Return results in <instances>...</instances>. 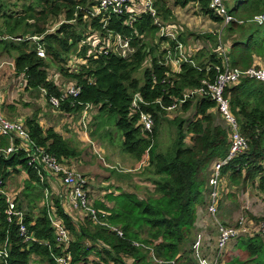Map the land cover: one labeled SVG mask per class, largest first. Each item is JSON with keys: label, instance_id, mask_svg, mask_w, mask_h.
<instances>
[{"label": "trees", "instance_id": "trees-1", "mask_svg": "<svg viewBox=\"0 0 264 264\" xmlns=\"http://www.w3.org/2000/svg\"><path fill=\"white\" fill-rule=\"evenodd\" d=\"M229 1L224 0V5L235 21L224 25L222 37L207 36L215 43L211 53L204 50L192 53L187 49L184 30L177 25V40L184 47L186 61L181 60L175 72L166 62L167 51H159V45L151 44L159 28L148 14H141L133 20L127 13L112 15L102 28L99 17L84 18V10L91 9L97 0H31V4L22 5V11L16 14L5 13L8 6L0 0V13L4 12L0 16V52L12 57L15 73L22 76L25 89H43L46 100L51 96L60 97L66 86L63 89L56 78L53 80L56 74L78 87V95L67 96L57 109L74 114L89 104L98 108V115L112 117L123 151L142 163L141 168L151 176L153 186L143 199L134 193H119L107 196L113 207L102 202L94 204L100 220L120 227L123 236L119 237L94 224L89 217L76 216L75 220L68 216L61 207V197L46 200L42 193L44 188L45 193L50 188L44 183L39 186L40 179L36 171L27 166L23 151L5 157L1 155L0 176L4 183L19 170L28 177L20 191L23 198L15 199L17 208L21 210L20 205H24L28 211L33 210L44 199L45 206L39 209L37 216L28 214L30 217H24L23 224L35 240L25 243L19 236L16 222L6 221L3 214L6 203L0 195V252L6 253V257L0 256V264H31L32 260L38 264H56L53 258L65 253L71 255L74 263L197 264L192 248L189 246L185 251V242L194 228L197 209L204 206L206 210L211 166L228 156L231 141L228 131L215 124L210 113L215 110V104L209 98L193 94L177 110L186 113L193 105L195 113L191 121L179 118L169 121L165 108L181 100L185 94L196 91L202 80L213 82L218 74L215 67L228 65L231 69L246 70L261 61L264 68V23L253 21L255 16L264 14V0ZM191 2L197 3L201 14L213 22L223 23V19L209 9V0H175V5L184 7ZM153 7L157 19L177 24L167 0H155ZM58 19L64 23L49 32L46 28L48 22ZM83 29L97 34L98 41L107 33L118 34L129 39L133 51L128 58L110 52L94 56L96 46L84 44L78 47L87 39ZM18 35L29 39L14 40ZM33 36L38 37V42L29 46ZM158 41L169 43L170 56H176L173 40L159 36ZM228 43L227 51L218 57L217 49ZM38 46L43 48L44 58L36 55ZM70 55L84 63H77L74 70L67 69ZM140 70H143L142 82L134 77ZM136 93L142 102L133 109L131 103ZM224 97L229 100L239 131L247 141V149L221 168L220 177L224 181L221 199L228 192V183L245 186L258 180L264 190V83L241 79L224 91ZM141 113L151 114L153 125L150 132L141 131L138 124ZM163 122L175 127L172 146L166 152L159 150L157 141ZM25 126L31 141L57 159L78 156L66 140L52 129L44 130L34 118L27 119ZM187 138L189 146L185 144ZM14 143L19 142L15 140ZM8 144L9 139L0 136V149ZM34 183L43 189L42 193L36 190ZM50 203H53L54 210ZM49 217L62 221L63 227L71 234L73 241L68 247L57 244L56 231ZM260 221L264 222L263 219L254 222ZM134 242L151 249L161 263L152 261L149 250L135 246ZM222 262L264 264V235L240 237L236 250L225 251L221 258L216 256L214 264Z\"/></svg>", "mask_w": 264, "mask_h": 264}, {"label": "rangeland", "instance_id": "rangeland-1", "mask_svg": "<svg viewBox=\"0 0 264 264\" xmlns=\"http://www.w3.org/2000/svg\"><path fill=\"white\" fill-rule=\"evenodd\" d=\"M4 1L8 6V8L4 11L7 14L19 13L22 11V5L32 3L31 0ZM231 1L232 0H230L228 3H232ZM167 5L174 14V21L179 24V26H181L184 30L183 36L185 38V43L191 46L193 50H204L207 53H211L213 51V48H215V46H213L215 45V43H212V41L207 38V36L215 35L218 38L220 36L222 37V29L225 24L213 22L207 16L201 14L200 8L197 3L191 2L184 8H181L175 5V0H167ZM4 12H1L0 16ZM63 23L64 22L60 21V19L51 20L48 22L46 28L49 29V32L54 31L59 25H62ZM79 31L82 32V29L79 28ZM83 32H85L84 35L87 39L86 41H82L79 44L80 46L78 47L80 48L81 45L84 44L93 47L98 42L99 36L89 31V29H83ZM158 35L160 36V33L156 35L151 44L159 45V51H164V49L170 44L166 43V41L159 42ZM33 37L30 38L29 46H31L35 42H38V39L33 40ZM217 43V47H219V40L216 41V44ZM229 45L230 44L228 43L217 49L218 57L224 55V52L227 51ZM74 56L75 55H70V58ZM12 60L13 59L11 56L6 53L0 52V63H12V65L14 66ZM262 64L263 63L259 61L258 63L255 62L254 66L260 65L262 67ZM75 65H77V58L72 60L70 65L67 66V69L74 70ZM142 71L143 70H140L134 74V77L140 82H142ZM55 78L57 79V82L62 85L61 87L63 89L66 85L69 84L59 74H56V77H53V80ZM9 86H11V89L7 94ZM24 86L25 82L23 81L22 76L16 74L15 71L10 70L9 67L0 71V95L2 93V95H4L5 98L7 97L8 100H12L13 98L20 100L24 108H26L27 106L30 107L31 105L30 108L33 109L41 108V106L45 109H50L49 105L45 106V104L43 105V103H41L40 106V101H37L33 104L31 103L33 99L30 98L31 95H37V98H39V93H43V95H45L44 91L40 92L39 89H32L29 91L28 96L27 92L24 90ZM96 113H98V108L91 105L84 115L82 109L81 112L74 113L72 116L73 118L70 117V129L67 128L68 124L66 125V129L68 132H70V146L73 147L76 152H78V156L68 159V165L65 163L64 164L67 167L71 166V170L75 171L76 173H80L81 176L85 178L87 182L86 185L88 186L89 191L88 196L93 204L102 202L109 207H113V204L109 202L107 196L118 195L119 193H134L139 199L145 198L147 196L146 192L153 189L150 180L151 176L147 172H145V169L142 170V163L139 164L123 151L120 143V134L115 126L114 119L108 115L101 116L98 114L96 115ZM194 113V106L192 105L188 112L182 113L176 111L174 114L166 115V119L170 121L175 118H179L191 121L193 119ZM210 113H212L214 116L215 124L224 127V122L222 121L218 113L215 110H211ZM174 137L175 127L167 122H163L160 126L157 138L159 150L162 152L168 151L172 146ZM185 144L187 146L190 145L189 138L185 140ZM13 174L15 175H10L9 178L5 181L4 190L12 198H23L22 192H17L18 189L20 190L19 186L21 184L19 181L18 173ZM54 179V182L57 183L56 191L50 189V191L45 193L44 191L46 188H44L43 190L37 187L35 183L33 184L37 191L41 192V190H43V193H41L42 195L44 194V197L46 196V200L51 199L52 201L55 198H60L63 196L60 179ZM43 183L44 185L47 184L43 179V181L40 182L39 186L42 187ZM227 190L228 192L224 197H222L223 199L220 200L217 210L218 220L223 223L224 226L233 228L235 227L238 229L240 235H245L246 232L250 229L255 228L260 223H264L263 221H260L259 223L254 222L256 219L264 220V190L260 188L258 180L248 182L245 184V186L242 184L230 185L228 183ZM3 197L6 203L7 197ZM62 200L63 199H61V207L63 205ZM43 201L41 203L38 202L36 207L33 208V210L29 211L25 209L24 205H20V207L22 208L20 209L23 212L24 217L28 214L37 216L39 209L45 206L43 204ZM50 207L54 210L53 203H50ZM62 209L64 210V206L62 207ZM204 209V206H201L200 209H197V219L195 220L196 222L194 228L190 232L189 240L185 242L186 245L184 246V249L185 251H187V249H189V246L190 248H192L197 264H214L216 261L215 245L217 232L216 228L215 230H211V225L213 227L214 223ZM64 212L68 216L76 220L77 215L74 211L64 210ZM241 217L245 218V222L240 225L238 222ZM115 227H117V229ZM115 227L113 228L121 232V234L123 233L119 226ZM202 231H204V233L200 234ZM142 238H145V236H142ZM238 239L230 242L225 251L233 252L234 250H236ZM31 264L38 263L36 262V260H32Z\"/></svg>", "mask_w": 264, "mask_h": 264}, {"label": "built area", "instance_id": "built-area-1", "mask_svg": "<svg viewBox=\"0 0 264 264\" xmlns=\"http://www.w3.org/2000/svg\"><path fill=\"white\" fill-rule=\"evenodd\" d=\"M155 0H97V3L94 4L91 9L84 10L85 19H94L99 17V22L102 24V28L106 26L107 21L110 19V16H122L124 13L129 14L130 19H134L141 14H148L154 19L155 25L159 28V33L161 37L169 38L175 42L174 51L179 54L181 60L186 61V55L184 47L177 40V29L178 26L174 23H164L161 20L156 18V12L153 7ZM209 9L215 16H218L223 19V24L235 21V19L227 13V9L224 5V0H209ZM254 22L259 24L264 23V14L255 16L253 18ZM4 39H8L4 37ZM38 38L33 37V40ZM94 46L96 50L94 56L100 54H107L108 52L117 54L122 58H128L132 53V49L129 44V39L124 38L118 34L107 33V35L98 41ZM167 51L166 62L170 63V55L172 53L171 47H166ZM36 55L40 58L45 57V53L42 47L36 49ZM75 59L71 57L68 61V65ZM181 62V61H180ZM77 63L79 60H77ZM84 63V61H82ZM178 63V62H177ZM4 66H8L10 70L15 71L12 63L1 62L0 69ZM252 66L246 70H232L229 69L227 65H223L221 68L215 67V70L218 72L215 80L213 82L202 80L199 88L191 93H187L179 101H176L165 108L166 115L174 114L181 105L186 101V99L193 94H198L209 98L215 104V111L218 113L222 121L224 122V128L228 131L231 147L228 156L221 161H217L211 166V174L208 179V191L207 195V204H206V213L213 221L216 232V256L221 258L228 244L235 239L240 238L241 236H254V235H264V223H260L253 229H250L246 232L245 235H240L237 228L224 226L218 220L217 210L218 205L221 200V193L224 190V181L220 177L221 168L227 164L229 160L241 154L247 149V141L241 135L239 131V125L235 116L230 110V104L228 98L224 97V91L229 89L239 83L241 79H253L258 82L264 83V68L259 66ZM173 71H177L174 70ZM45 92V91H44ZM60 97L51 96L48 98L49 104L58 108L61 101L67 96H76L79 93V88L74 85H67L65 89L61 92ZM46 95V93H45ZM142 102L141 97L136 93L133 97L131 107L137 109L139 103ZM91 105L86 104L83 107V115L88 111ZM139 125H141V131L143 133L150 132L152 130V117L149 113H141L139 117ZM0 136L7 137L9 139V144L6 148L0 149V156H8L15 151H23L25 153L26 164L29 168L36 171L40 182L45 180L48 177L59 178L62 186V207L64 210L74 211L77 216L89 217L94 224H97L113 233H116L119 237H122L123 234L119 232L115 225H110L106 221L100 220L98 217L97 210L93 207L94 204L91 202L88 196V186L86 185V180L81 176L80 173H76L71 170V166L68 165V160H59L55 156L51 155L46 151L45 148L35 145L30 137L25 123L20 120H11L4 116L0 109ZM18 141V144H15L14 141ZM65 163V164H64ZM44 174L48 175L46 178ZM5 185L3 179L0 176V195L6 196L5 210L3 214L5 215L6 221L11 223L15 221L18 225L19 236L23 238L25 243L35 241L32 236L27 232L26 226L23 224L24 214L19 210L15 203V198H12L9 194L5 192ZM63 210V211H64ZM52 227L55 229L56 242L58 245L68 247L69 244L73 241V238L69 231H67L60 220H54L52 217H49ZM245 218H240L239 224H243ZM115 227L116 229H114ZM134 245L137 247L146 248L151 254V259L155 263H161L158 261L151 249L143 246L140 243L134 242ZM6 253L0 252V256ZM216 259V257H215ZM56 264H87L84 262L72 261L71 255L65 253L60 256H55L53 258ZM91 264V263H90Z\"/></svg>", "mask_w": 264, "mask_h": 264}, {"label": "crops", "instance_id": "crops-1", "mask_svg": "<svg viewBox=\"0 0 264 264\" xmlns=\"http://www.w3.org/2000/svg\"><path fill=\"white\" fill-rule=\"evenodd\" d=\"M184 7H181V8H184ZM177 25H179V24H177ZM186 47H187V49H190V51L192 53L195 51L189 45H186ZM7 68L8 67H3L2 69H0V71L7 69ZM10 89H11V86L8 87L7 94H8V91ZM24 90L27 92V94L29 96V90L27 91L25 89V86H24ZM39 91L42 92L44 90L39 89ZM61 92H62V90H61ZM38 97L39 98H37V95H31L30 98H33L31 103L33 104V103H36L37 101H40V106H41V103H43V105L45 104V106L49 105L50 109H45L42 106H41V108L33 109V108H30L31 105H30V107L27 106L26 108H24L23 105L21 104L20 100L15 99V98L12 99V97H11L12 100H8V98L7 97L5 98V96L2 95V93L0 95V109H1L2 113L4 114V116L8 119H11V120H14V119L17 120L18 119V120L25 123V121L27 119L34 118L37 121V123L44 130L52 129L55 133L59 134L64 140H66L70 144V142H71V140H69L70 132L67 131L66 125L68 124L67 128L70 129L69 128V121H71L70 117H72L73 114H66L64 112H61L59 109L52 107L49 104L48 100H46V95H43V93H39ZM43 100H44V102H43ZM35 105H34V107H35ZM97 114L98 113H96V115ZM18 176H19V181L21 183L19 186L20 190L19 189L17 190V192L19 193L24 188L23 184H24L25 180H27L28 177H27L26 173L22 170H19ZM45 180L47 181L49 188L56 191L57 183L54 182L55 179L53 177H48ZM196 219H197V217H196ZM194 225H195V223H194ZM212 229L215 230L214 224H213V227L211 225V230ZM203 233H204V231H202L200 234H203ZM221 264H223V262Z\"/></svg>", "mask_w": 264, "mask_h": 264}, {"label": "bare ground", "instance_id": "bare-ground-1", "mask_svg": "<svg viewBox=\"0 0 264 264\" xmlns=\"http://www.w3.org/2000/svg\"><path fill=\"white\" fill-rule=\"evenodd\" d=\"M180 61H181V57L179 56V54L177 52H176V56H173V57L171 56L170 57V62H171L172 68L174 70H178L179 69ZM229 69H231V68H229ZM232 70H238V69H232Z\"/></svg>", "mask_w": 264, "mask_h": 264}, {"label": "water", "instance_id": "water-1", "mask_svg": "<svg viewBox=\"0 0 264 264\" xmlns=\"http://www.w3.org/2000/svg\"><path fill=\"white\" fill-rule=\"evenodd\" d=\"M27 40V39H29V37L28 36H25V37H23V36H21V35H18V36H16V38H15V40Z\"/></svg>", "mask_w": 264, "mask_h": 264}]
</instances>
